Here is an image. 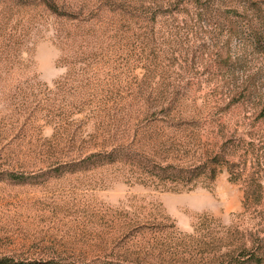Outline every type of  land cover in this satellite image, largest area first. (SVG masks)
Wrapping results in <instances>:
<instances>
[{"label":"rangeland","instance_id":"rangeland-1","mask_svg":"<svg viewBox=\"0 0 264 264\" xmlns=\"http://www.w3.org/2000/svg\"><path fill=\"white\" fill-rule=\"evenodd\" d=\"M252 1L264 10V0ZM234 6L0 0V261L93 264L120 255L118 232L105 221L140 205H160L183 233L202 214L246 234L264 232V48L229 29L228 20H242ZM54 117L68 124L52 138ZM225 140L233 174L229 180L223 169L209 189L124 183L115 168L65 172L104 145L132 143L193 163ZM247 176L262 200L241 215Z\"/></svg>","mask_w":264,"mask_h":264},{"label":"trees","instance_id":"trees-1","mask_svg":"<svg viewBox=\"0 0 264 264\" xmlns=\"http://www.w3.org/2000/svg\"><path fill=\"white\" fill-rule=\"evenodd\" d=\"M232 3H235V6L231 11L234 14L241 12L242 20L232 24L231 19L228 20L229 29L231 25L233 32L243 37L247 45L264 48L262 19L264 10L252 0H232ZM47 6L54 10V5ZM252 20L257 22L252 23ZM261 20L263 21L260 22ZM79 103L80 106L83 104L81 100ZM72 107L77 108V105L74 104ZM262 113L264 114V108ZM52 124L54 133L51 137L55 138L60 137L57 131L68 123L66 118L61 117L58 120L54 117ZM157 137L161 138L160 135ZM135 146L132 143L104 145L99 150L88 151L81 155L79 160L66 167L65 172L115 168L121 172L120 176L124 183L154 185L171 192H188L196 188L209 189L223 169L228 173L229 180H231L230 174H233L231 173L233 166L226 153L230 148V140L224 141L220 152L205 153L204 157L193 163L179 162L176 157L173 159L159 157ZM61 168L65 167H58L55 170L59 171ZM247 178L248 186L243 193L241 215L248 206L257 207L262 200V190L258 182L252 176ZM111 212L114 214H108L105 226L117 230L116 243L122 253L119 255L120 251H118L116 255L104 259L96 257L91 262L93 264H143L142 253L152 255L157 260L177 258L181 260V264H264V232L262 231H249L246 234L239 228L223 225L219 218L202 214L196 217L192 232L183 233L176 229L174 222L160 205L155 209H147L146 206L140 205L134 210L117 208ZM150 218L153 220L159 218L160 222H149ZM130 236L137 238L135 245L126 242ZM182 256L187 258L183 259ZM44 263L55 264V259H49ZM0 264L36 263L3 259ZM163 264H172V262Z\"/></svg>","mask_w":264,"mask_h":264}]
</instances>
